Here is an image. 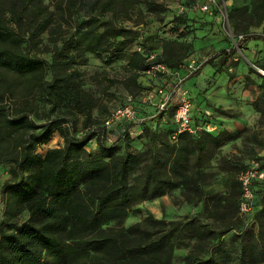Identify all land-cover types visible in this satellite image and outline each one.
Here are the masks:
<instances>
[{"label": "rangeland", "instance_id": "374dc122", "mask_svg": "<svg viewBox=\"0 0 264 264\" xmlns=\"http://www.w3.org/2000/svg\"><path fill=\"white\" fill-rule=\"evenodd\" d=\"M252 1L217 0L218 5L210 14L200 11V6L207 4V0H115L111 5H105L107 0H0L2 15L7 16L8 24L22 38L21 50L33 58L46 62L48 70L45 82H52L56 76L60 80V85L57 87L49 88L44 85L42 88L27 89L20 77L0 71V77L3 76L0 91L2 93L6 91V94L0 97V105L7 106L11 115L28 114L37 124L62 120L66 122L64 125L68 130L66 133L78 139L95 135L96 137L87 146L88 153L97 154L98 145L102 142L108 147L113 145L118 154L123 155L127 149L125 141L138 142L141 148L131 147L132 151L145 152V154L140 156L131 177V183L137 185L143 180L144 169L149 165L150 146L157 152L156 155L161 161H166L169 154L163 151L164 146L166 143L173 145L171 136L175 132L176 124L171 118L160 120L161 114H155L153 118L154 110L144 106L141 109V113L146 117L143 125L137 127L135 124H125L123 127L115 126L108 131L103 129L105 120L114 110L123 106L129 97H132L136 103H141L146 93L141 86L152 89L158 83L147 78V75L131 69L129 60L132 54L141 52L144 56L162 57L164 53L166 54L164 43L174 42L175 45L168 50L167 55L169 57L172 53L178 55L176 59L174 56L171 59L175 63L173 68L178 72L169 78V82L173 83L182 78L185 88L193 84L197 87L201 86V99L206 93L205 98L211 100L214 92L220 95L223 92L220 89L226 88L225 94L228 97L234 96L246 101L251 95L247 93H255L254 89H249L254 85V81L263 82L256 69L264 70V41L257 42L253 39L254 34L264 36V25L260 23L261 11L253 10ZM150 2L154 3L152 5L154 7L150 6ZM39 3L51 18L46 31H42L41 27L46 21L44 14L37 16L36 20L32 19L34 4ZM14 5H17L18 12L20 16L22 15L20 18L10 15ZM178 6L184 7V13H179ZM25 7L28 9L24 11ZM245 8L247 11L244 10ZM234 19H237L240 25L237 32L233 28ZM110 27L123 31V35L107 37L106 53L93 54L80 46V38L86 30L92 29L102 34L108 33ZM234 35L248 37L243 49L237 47ZM223 52L229 54L226 60L221 59ZM192 60H195L201 68L211 61L215 70L206 73L204 77L201 76L202 79L188 76V73L179 66L187 67ZM53 63H56L55 70ZM158 80L160 81L159 78ZM193 93L195 95L190 98L192 103H195L193 99H197L198 92L195 89ZM222 98L216 97V99ZM261 106L264 111V103ZM197 108L193 109L194 116L201 115L199 116L201 121L205 117ZM210 118L214 119L213 115ZM207 121L210 122L209 119ZM256 123L258 124L247 126L240 136L233 138V142L219 152V156L215 159L217 163L213 164L225 170L229 168L228 162H231L237 166L239 174L254 165L264 172V153H262L264 114ZM125 131L130 136L129 140H123L122 134ZM98 132L100 136H97ZM64 145V139L59 133H55L48 144L38 148L37 154L44 156L48 150L63 148ZM7 148V145L2 146L1 153ZM216 155L217 152L212 153L209 159L214 161ZM12 166L13 163L10 161L0 163V235L14 234V230L10 228V224L13 223L4 224L6 205L2 195L6 187L18 181V178L11 173ZM161 171L166 172L164 169ZM255 188L259 205L264 196V180L256 183ZM171 197H174L172 200L176 206H179L178 208H187L182 207L178 192ZM153 210L161 212L162 215L154 216ZM190 210V214H183L186 211L181 210L179 214L183 215L178 216H184L181 218L184 220H175L170 219L169 214L172 212L170 213L163 203L142 204L130 210L122 225L117 221L109 226H103L102 230L113 235L123 233L131 245H138L145 243L158 231L169 230L185 220L196 218L201 224H210L211 228L216 230L214 232H217L218 239L216 237L211 239L213 245L217 244L216 240L226 242L230 238L237 240L239 244L245 241L244 244L247 245L258 240L260 229H255L248 219L243 220V217L239 216L233 219L231 224H227L216 218L205 219V214L201 215L198 208L197 211L194 208ZM28 220V212L23 211L17 223L20 225ZM159 221L168 224L167 227L157 223ZM131 226L139 227L137 228L139 232L128 231ZM230 226L236 228V233L231 232L225 239L223 234L218 235L229 230ZM100 233V230L95 232L92 238L98 237ZM56 236L64 245L78 244V239H70L67 234L60 233ZM198 245L199 243L194 241L190 234L183 233L179 243L180 248L176 250L174 264H191L186 261L187 255H191L196 260H207L209 251L207 254L202 250L198 251ZM218 250L221 253L220 264H237L235 259L241 250L230 252L222 249V246ZM90 255V259H82L71 264L104 263L99 253L91 251ZM105 264L109 263L105 262Z\"/></svg>", "mask_w": 264, "mask_h": 264}, {"label": "trees", "instance_id": "16d2710c", "mask_svg": "<svg viewBox=\"0 0 264 264\" xmlns=\"http://www.w3.org/2000/svg\"><path fill=\"white\" fill-rule=\"evenodd\" d=\"M113 1L115 0H107L105 5H111ZM252 2L253 10L261 11L260 23L264 25V0ZM151 3L150 6L154 7L152 6L154 3ZM27 9V7L23 8L24 11ZM244 10L247 11V8ZM18 11L17 5H14L10 15L20 18L22 15L20 16ZM32 11L33 20L44 14L46 21L41 27L42 31H46L51 18L44 11L42 4H34ZM7 19L0 10V71L20 77L27 89L42 88L44 85L49 88L59 86L60 80L57 76L52 82H45L48 70L46 62L33 58L21 50L22 38L8 24ZM233 25L235 32L239 31L240 25L237 19H234ZM111 35L122 36L123 31L110 27L108 33L99 34L89 29L82 34L79 43L86 51L101 55L107 52L105 41ZM234 36L237 47L243 49L248 37ZM241 36L242 39L238 40ZM253 39L257 42L264 41V36L254 34ZM174 45V42H165L166 54L164 53L162 57L156 56L152 63L165 64L175 70L173 68L175 63L171 59L173 56L176 59L178 55H174L173 50L171 57L167 55L168 50ZM221 55V59L224 60L229 56L226 52ZM148 56L150 55L144 56L141 52H134L129 60L131 69L142 74L148 71L151 66V62L147 60ZM52 65L55 70L56 63ZM205 65L212 66L213 62H207ZM201 69L200 67L191 76H199ZM262 78L263 82L259 85L260 104L264 103V77ZM2 80L3 76L0 77V82ZM141 89L146 91L149 88L141 86ZM5 94L6 91L4 93L0 91V97ZM135 106L138 118L141 119L146 120L141 113L144 106L154 110L153 116L157 113L155 108L142 102L136 103ZM258 106L259 103H256L255 107ZM260 110L263 115L264 111L261 107ZM174 114L175 109H171L166 115L161 114L159 119H173ZM193 121L195 127L205 123L204 119L200 121L198 116H194V112ZM65 123L62 120H55L46 124H37L28 114L11 115L7 106L0 105V150L2 146H8L4 153L0 151V163L4 161L13 163L11 173L18 178L16 184L6 187L7 189L2 192L6 205L4 224L12 222L10 228L14 230V234L0 235V264H71L82 259H90L91 251L101 255V260L104 261L102 264L105 262L174 264L176 250L180 248L181 236L185 232L199 243L198 251L202 250L206 254L209 251L207 260L204 261L187 255L186 261L191 264H220L221 253L218 250L220 246L230 252L241 250L235 259L237 264H264V196L261 204L258 205L255 188V184L262 180L253 181L252 208L249 213L243 214L240 208L243 191L238 179L242 172L239 174L237 166L231 162H228L229 168L225 170L220 169L219 165L215 168L213 166L220 154V148L233 142V138L240 136L246 129L233 136H220V134L215 136L214 133L204 130L196 134H178L177 141L173 142L172 146L168 143L164 146L163 151L169 154L166 161H161L156 155L157 152L150 146V162L144 169L143 180L134 185L131 183V177L140 156L145 152H133L131 148L133 142L125 141L127 149L123 155L118 154L113 145L108 147L102 142L98 145L97 154L88 153L87 146L96 136L91 135L82 139L72 137L66 133L68 130L64 128ZM207 123L212 124L208 121ZM103 129L107 130L104 124ZM177 130L176 126L174 134ZM55 133H59L64 139V147L48 150L44 156L37 154L38 148L48 144ZM97 136H100L99 132ZM122 137L123 140L130 139L127 131ZM214 152H217V155L213 161L209 158ZM163 169L166 172H162ZM220 171L235 173L237 176L230 182L229 194L214 195L207 202L208 198L204 194L203 186ZM179 188L189 204L197 205L203 201L204 205L207 206V203L211 205L210 218H216L227 224H231L232 220L239 216L243 217V220L248 219L255 229H260L258 240L247 245L244 244L245 241L239 244L237 240L230 238L226 242L216 240L217 244L213 245L211 239L217 236V232H214L216 230L212 229L210 224L209 226L201 224L196 218L186 225L177 224L169 230L158 231L145 243L138 245H131L123 233L113 235L102 230L103 226H109L117 221L122 225L133 207L169 195ZM204 209L209 211L208 208ZM23 211L28 212L29 220L19 225L17 219ZM139 211L141 213V210ZM157 223L168 225L162 221ZM137 228L139 227L131 226L128 231L139 232ZM228 229L218 235L224 236L228 231L236 233L235 227L230 226ZM99 230L101 233L98 237L92 238ZM60 233L67 234L70 239H78V244L64 245L56 236Z\"/></svg>", "mask_w": 264, "mask_h": 264}, {"label": "built area", "instance_id": "2783aa9c", "mask_svg": "<svg viewBox=\"0 0 264 264\" xmlns=\"http://www.w3.org/2000/svg\"><path fill=\"white\" fill-rule=\"evenodd\" d=\"M217 0H207V4L200 6V11L204 13H213L214 7H217ZM179 13H184V7L178 6ZM225 16V14H224ZM242 39V36L239 37ZM155 55L148 56V62H151V66L143 75H147V78L154 80V88H149L141 99L143 104H147L156 109L157 114L166 115L171 109H175L174 121L177 126V133L173 139L176 140L178 134L189 133L196 134L201 131L211 132L215 130V127L207 123L205 117V123L194 126L193 121V103L190 95L187 91L183 90V80L178 79L176 82H169V78L175 76L178 71L173 70L165 64H155L152 61L155 59ZM201 66L197 65L195 60H192L188 66H181V70H185L188 76L194 74ZM257 74L264 77V70L256 69ZM160 79V81L158 80ZM168 85V86H167ZM136 101L129 97L126 103L117 108L112 114L105 120L104 126L107 130L120 126L123 123L135 124L139 127L145 119L138 118L136 109ZM207 117H210L209 113H206ZM165 120V118H163ZM239 181L242 185L243 197L241 204V213L246 214L251 211L252 201L254 199L252 193V183L254 180H264V172L257 169L254 165L245 172H242L238 176Z\"/></svg>", "mask_w": 264, "mask_h": 264}, {"label": "crops", "instance_id": "0c3cea01", "mask_svg": "<svg viewBox=\"0 0 264 264\" xmlns=\"http://www.w3.org/2000/svg\"><path fill=\"white\" fill-rule=\"evenodd\" d=\"M201 74L196 77V78H200L201 76L204 77V75H206V73H209L211 70H215L211 65H205L203 66V68L201 69ZM201 77V79L203 78ZM200 79V80H201ZM233 83V81H232ZM257 83V84H255ZM187 85V84H186ZM261 82H257L254 81V85L250 86L249 89L250 90H255V93H247L248 95H250V98H246L245 100H242L241 98H236L234 96H227L225 94V90L226 88H221L220 91L222 90L223 92L220 93V95L214 94L211 96L212 99H206L205 96L207 95L206 93L203 94V99H201V86H196V85H192L189 88H185V85H183V90L187 91L189 95H191L190 97L192 98L193 95H195L193 93V91L196 89L197 90V99H193L195 103H193V109L197 106H200L197 108V110L199 109V111H202L204 117L208 118L209 121L212 123V125L215 127L214 131H211L209 133H214L215 136H218L220 134V136H224V135H236L238 132L243 131L244 129H246L247 126H252L254 124H258L256 123V121L258 119L261 118L262 113L260 110V107H262V103L260 104L259 102V98H260V94H261V89L260 86ZM230 87V86H229ZM232 92V91H231ZM230 92V93H231ZM233 93V92H232ZM223 97L222 99H216V97ZM241 99V100H240ZM244 99V98H243ZM204 102H200L203 101ZM259 103L258 108L255 107V104ZM198 111V112H199ZM206 113H209L210 116L213 115L214 119H211L210 117L205 116ZM232 114V117H229V115ZM201 116V115H199ZM198 116V117H199ZM228 116V117H227ZM154 118V116H153ZM174 120V119H173ZM214 120V121H213ZM175 122V121H174ZM136 130V129H134ZM176 134V133H175ZM174 134V135H175ZM173 135L171 140L173 142H176V140L173 139ZM134 148L140 149L141 148V144H139L138 142H133L131 144ZM229 145V144H227ZM227 145L222 146L220 148V151H222L223 148H225ZM260 150V149H258ZM262 153H264V150L262 151ZM217 163V162H215ZM217 164H213L214 168L216 167ZM237 174L235 173H220L218 175H216L215 177L209 179L206 181V184L203 186V191L205 196L208 198L207 202H209L210 198L214 195H227L230 192V182L232 179L236 178ZM179 193V197L181 199L182 202V207H187L185 209L183 208H178L179 206H176L174 201L172 200L174 197H171V195H175V193ZM163 203V205L165 204V206L168 208V211L172 214H169V216L171 217L170 219H175V220H179L181 218H184V216H178V215H183V214H190L191 210L190 208H194L196 210V208H198V211H200L201 215H204V218H210L209 214L210 212L207 211L204 208H208V210L212 209V206L208 205L207 206L204 205V202H199L197 205H191L188 202L185 201L183 195H182V190L181 188L174 190L172 193H170L169 195L163 196L161 198L152 200V201H145L142 204H146L148 205L150 203V205H153L155 203ZM206 206V207H205ZM180 209V211H179ZM181 210H185L186 212H184L183 214H179L181 212ZM197 211V210H196ZM211 211V210H210ZM178 213V214H176ZM152 214L156 217H160L161 212H157L155 210L152 211ZM208 214V215H207ZM209 216V217H208ZM184 220V219H181ZM205 222H207V220H205ZM189 223V219L185 222H181L180 224H185ZM204 225L209 226V224L204 223ZM233 231H228L223 238H227L228 234H230ZM217 243V241L215 242Z\"/></svg>", "mask_w": 264, "mask_h": 264}]
</instances>
